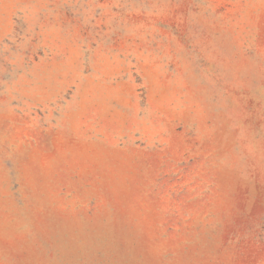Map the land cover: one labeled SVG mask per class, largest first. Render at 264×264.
Segmentation results:
<instances>
[{
	"label": "rangeland",
	"instance_id": "374dc122",
	"mask_svg": "<svg viewBox=\"0 0 264 264\" xmlns=\"http://www.w3.org/2000/svg\"><path fill=\"white\" fill-rule=\"evenodd\" d=\"M0 264H264V0H0Z\"/></svg>",
	"mask_w": 264,
	"mask_h": 264
}]
</instances>
